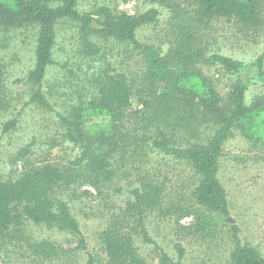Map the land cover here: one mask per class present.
I'll return each mask as SVG.
<instances>
[{
	"label": "trees",
	"instance_id": "trees-1",
	"mask_svg": "<svg viewBox=\"0 0 264 264\" xmlns=\"http://www.w3.org/2000/svg\"><path fill=\"white\" fill-rule=\"evenodd\" d=\"M82 0H0V30L32 27L37 29L35 63L26 75L31 84L28 104L53 113L64 128L65 137L81 150L78 162L72 166L57 164L30 165L16 181L0 179V236L29 221L35 225L55 228L77 237L79 247L85 249L79 223L68 203L60 198L61 191L80 183L99 190L117 175L112 161H123L129 148L142 150L145 143L158 154L183 162L195 177L190 192L194 201L193 221L183 238L205 239L219 226L230 221L226 191L218 174L225 143L238 134L249 148L264 156V91L246 101V85L237 79L231 84L224 102L214 84L202 74L200 66L217 67L230 74L240 75L243 63L216 53L202 45V27L216 18L231 22L233 28L247 41L264 40V0H153L165 6L172 14V25L165 39L158 44H145L137 40L140 28L156 24L160 15L152 7L138 14L113 11L109 6H97L90 12H80ZM76 24L79 51L84 58L99 55L100 47L93 36L124 44L142 56L145 72L139 83L122 74L101 80L97 87L83 97L78 92V103L68 113L56 112L42 90L48 67L53 64L52 51L57 37V25L62 22ZM166 46L164 49L163 47ZM264 53L254 66L264 83L262 71ZM62 68L66 69L63 65ZM137 98L145 107L154 103L164 113L155 117L154 137L145 136L128 142L121 138L125 122L130 116L131 100ZM6 90L0 70V112L6 108ZM179 103H185L181 113ZM175 105V110L171 106ZM108 118L105 127L89 132L84 115ZM90 116V117H91ZM186 116V118L184 117ZM166 119L161 129L159 119ZM211 121L216 127L203 140L177 141V129L197 131L202 122ZM12 119L3 124L2 133H8L16 123ZM181 131H179L180 133ZM148 140H151L149 143ZM132 152V151H131ZM118 158V159H117ZM138 186L131 188L130 196L118 212L113 213L100 234L101 247L107 264H144L137 255L136 239L153 243L146 227L147 212L157 210L170 214L161 206L162 187L150 175L141 176ZM173 211L182 212L180 207ZM232 240L227 264H264V257L242 244L236 227L230 228ZM175 264H182L185 249L182 243L174 245ZM89 256L86 264H93Z\"/></svg>",
	"mask_w": 264,
	"mask_h": 264
},
{
	"label": "rangeland",
	"instance_id": "rangeland-1",
	"mask_svg": "<svg viewBox=\"0 0 264 264\" xmlns=\"http://www.w3.org/2000/svg\"><path fill=\"white\" fill-rule=\"evenodd\" d=\"M171 2L181 5V0ZM101 5L130 15L158 8L160 15L157 23L138 30L137 40L140 43L158 44L165 39L172 25L169 9L153 0H82L78 9L90 12ZM201 30L202 45L210 53L232 58L245 67L240 75H234L217 67L200 66L202 74L209 78L220 94L222 103L237 79L247 87V102L261 95L264 83L257 76L254 64L264 53V40L258 43L247 41L236 32L230 21L223 18L209 21ZM36 38L37 29L32 27L13 28L6 32L0 30V70L7 99L6 108L0 112L1 180H18L30 165H75L81 153L66 139L64 128L53 113L28 104L32 86L27 83L26 75L34 67ZM92 40L100 47L99 55L84 58L79 51L76 24L66 21L57 25L52 51L54 63L48 67L42 84L43 93L56 112L66 114L77 106L78 92H82L86 99L90 98L89 94L101 80L122 73L128 80L139 83L145 72L142 56L131 47L97 36H93ZM179 104L181 113H187V105ZM170 106L171 110L176 109L175 105ZM129 112L121 138L132 142L138 137H154L155 117L158 118L164 111L155 103L145 107L133 98ZM90 116L86 114L82 119L89 132L108 124L109 120L104 116ZM12 119H17L14 127L3 134V124ZM159 120V126L165 130L166 119ZM197 122L202 121L199 118ZM215 128L211 121L202 122L197 131L178 128L174 136L177 141L183 142L195 141L196 138L203 140ZM127 150L123 161H112L117 175L104 188L97 191L76 183L60 193V198L68 203L79 223L85 249L79 247L80 240L72 234L27 221L6 236H0V264H86L89 256L94 258L93 264H107L100 234L110 216L124 207L131 188L139 185L138 179L146 175L162 187L160 202L163 209L173 205L174 208L167 215L157 210L146 213V227L153 243L134 241L137 255L144 264H175L176 243H182L185 249L182 264H227L233 242L230 240L233 234L229 232L231 227H236L242 244L264 257V156L251 150L238 134L225 143L218 174L226 191L230 221L219 226L211 237L204 240L183 238L186 228L193 221L192 212L196 207L190 198L195 184L190 168L183 162L158 154L148 143L140 152L132 147ZM176 207H180L182 212L173 211Z\"/></svg>",
	"mask_w": 264,
	"mask_h": 264
}]
</instances>
